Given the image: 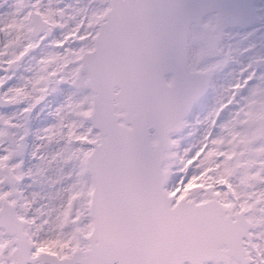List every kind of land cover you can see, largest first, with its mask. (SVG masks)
I'll return each mask as SVG.
<instances>
[{"label": "snow or ice", "instance_id": "6c2138e0", "mask_svg": "<svg viewBox=\"0 0 264 264\" xmlns=\"http://www.w3.org/2000/svg\"><path fill=\"white\" fill-rule=\"evenodd\" d=\"M0 264H264V0H0Z\"/></svg>", "mask_w": 264, "mask_h": 264}]
</instances>
